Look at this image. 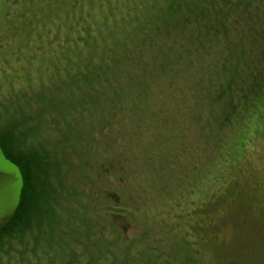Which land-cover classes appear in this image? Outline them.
Returning <instances> with one entry per match:
<instances>
[{
	"label": "trees",
	"instance_id": "trees-1",
	"mask_svg": "<svg viewBox=\"0 0 264 264\" xmlns=\"http://www.w3.org/2000/svg\"><path fill=\"white\" fill-rule=\"evenodd\" d=\"M46 1L34 22L81 7L82 31L53 51L55 80L42 64L36 83H0V148L23 179L0 264L182 263L120 222L192 193L264 102V0Z\"/></svg>",
	"mask_w": 264,
	"mask_h": 264
},
{
	"label": "rangeland",
	"instance_id": "rangeland-1",
	"mask_svg": "<svg viewBox=\"0 0 264 264\" xmlns=\"http://www.w3.org/2000/svg\"><path fill=\"white\" fill-rule=\"evenodd\" d=\"M49 5L46 0H0V51L5 37L13 34L10 52L0 54L4 57L0 59L3 94L8 81H19L17 87L27 81L36 83L35 70L39 65L50 67L46 74L53 80L60 75L52 69L53 51L69 48L76 31H82L78 24L84 13H78L81 7L76 6L77 11L66 15L61 12L57 22L52 23L51 13L41 22H34ZM97 17L111 16L98 15L96 11L88 19ZM60 21L64 23L57 26ZM29 25L31 30L26 34ZM18 30L25 31L24 36L20 37ZM245 123L246 128L231 137V148L220 153L208 168L200 169L201 177L192 193L187 195L183 191L175 204L173 200H154L144 224L121 221L123 239L140 237L145 227L150 228L146 240L161 241V249L171 255L174 249L172 257L182 258L180 264H264V102ZM99 166L104 164L92 166L93 175ZM73 173L75 169L70 172ZM85 174H89L88 170ZM71 177L79 180L76 175ZM107 180L109 183V175ZM90 195L95 198L93 193ZM113 234L108 231V236Z\"/></svg>",
	"mask_w": 264,
	"mask_h": 264
},
{
	"label": "water",
	"instance_id": "water-1",
	"mask_svg": "<svg viewBox=\"0 0 264 264\" xmlns=\"http://www.w3.org/2000/svg\"><path fill=\"white\" fill-rule=\"evenodd\" d=\"M22 189L23 179L20 170L5 158L0 148V231L14 218Z\"/></svg>",
	"mask_w": 264,
	"mask_h": 264
}]
</instances>
